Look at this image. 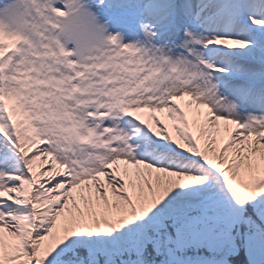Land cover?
Returning a JSON list of instances; mask_svg holds the SVG:
<instances>
[{
    "label": "snow or ice",
    "instance_id": "snow-or-ice-1",
    "mask_svg": "<svg viewBox=\"0 0 264 264\" xmlns=\"http://www.w3.org/2000/svg\"><path fill=\"white\" fill-rule=\"evenodd\" d=\"M0 264H264V0H0Z\"/></svg>",
    "mask_w": 264,
    "mask_h": 264
}]
</instances>
